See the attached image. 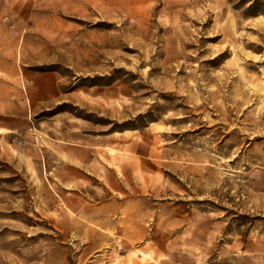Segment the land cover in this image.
I'll return each mask as SVG.
<instances>
[{"label": "rangeland", "instance_id": "rangeland-1", "mask_svg": "<svg viewBox=\"0 0 264 264\" xmlns=\"http://www.w3.org/2000/svg\"><path fill=\"white\" fill-rule=\"evenodd\" d=\"M0 264H264V0H0Z\"/></svg>", "mask_w": 264, "mask_h": 264}, {"label": "bare ground", "instance_id": "bare-ground-1", "mask_svg": "<svg viewBox=\"0 0 264 264\" xmlns=\"http://www.w3.org/2000/svg\"><path fill=\"white\" fill-rule=\"evenodd\" d=\"M252 92H253V91H252ZM252 92H251V93H252ZM253 100H254V99H253Z\"/></svg>", "mask_w": 264, "mask_h": 264}, {"label": "crops", "instance_id": "crops-1", "mask_svg": "<svg viewBox=\"0 0 264 264\" xmlns=\"http://www.w3.org/2000/svg\"><path fill=\"white\" fill-rule=\"evenodd\" d=\"M115 190V189H114Z\"/></svg>", "mask_w": 264, "mask_h": 264}]
</instances>
